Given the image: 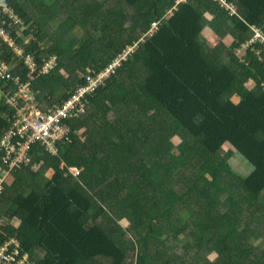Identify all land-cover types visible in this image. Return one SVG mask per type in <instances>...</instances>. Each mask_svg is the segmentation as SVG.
<instances>
[{
  "label": "trees",
  "instance_id": "16d2710c",
  "mask_svg": "<svg viewBox=\"0 0 264 264\" xmlns=\"http://www.w3.org/2000/svg\"><path fill=\"white\" fill-rule=\"evenodd\" d=\"M229 1L237 13L212 0L176 8V0H7L27 25V51L39 62L58 57L32 82L43 108L65 100L82 75L98 74L152 23L159 30L89 97L86 114L71 122V144L57 156L34 147L37 169L11 171L0 242L17 238L28 264H264V46L247 45L239 58L248 34L264 32V0ZM12 55L0 41V58L20 70ZM13 119L0 101V134ZM233 150L252 165L249 176L231 171ZM184 239L196 242L181 246Z\"/></svg>",
  "mask_w": 264,
  "mask_h": 264
},
{
  "label": "built area",
  "instance_id": "2783aa9c",
  "mask_svg": "<svg viewBox=\"0 0 264 264\" xmlns=\"http://www.w3.org/2000/svg\"><path fill=\"white\" fill-rule=\"evenodd\" d=\"M212 1L231 15L237 13L235 4L229 0ZM183 2L186 0H176L175 8ZM158 26V23H154L149 34L157 31ZM26 29L24 19L13 6L7 0H0V41L11 50L14 58L22 62L21 69L15 70L14 66L0 58V101L14 113L12 123L0 134V197L4 192V182L12 170L22 165L37 169L36 164H30L34 147L57 156L61 149L72 143L71 122L86 114L89 97L126 62L130 52V49L123 50L98 74L91 72L82 75L84 83L69 91L65 100L43 108L32 82L37 76L53 71L58 64V57L52 55L39 62L34 53L27 51L29 40L24 38L20 42ZM252 32L254 37L249 40L248 46L255 42L264 46V32L258 29ZM24 70L28 71L27 78L22 73ZM71 171L75 176L79 175L74 168ZM1 224L7 225L5 218L1 219ZM0 264H28V254L22 250L17 238L11 237L0 242Z\"/></svg>",
  "mask_w": 264,
  "mask_h": 264
},
{
  "label": "rangeland",
  "instance_id": "374dc122",
  "mask_svg": "<svg viewBox=\"0 0 264 264\" xmlns=\"http://www.w3.org/2000/svg\"><path fill=\"white\" fill-rule=\"evenodd\" d=\"M179 1V0H178ZM187 1H189V0H186V2ZM233 11L234 12H236V8L235 7H233ZM169 13H171V11L169 12ZM51 24H52V26H54L55 28H59V26H60V24H61V21L57 18V17H53L52 18V20H51ZM153 24L154 23H152L151 24V27H150V29H149V31L146 33V34H144L143 35V37L140 39V40H138V41H134L132 44H129V45H127V46H125L124 48H120L117 52H115V56H114V58L119 54V53H121L123 50H126V49H130V52H129V55H128V58L130 57V56H132L135 52H136V50H137V48H138V46H139V43L145 38V37H147V36H149V32L152 30V28H153ZM54 28V29H55ZM157 30H159V26H158V29ZM252 32V31H251ZM251 32L248 34V36H252L253 35V37H254V34H253V32H252V35H251ZM73 33L76 35V36H78L79 38H81L82 36H83V34H84V32H83V29L80 27V26H77L74 30H73ZM206 35H208V33L206 32V29H204V31H202V36L205 38V39H207L206 38ZM214 35V34H213ZM27 38H25V40H26ZM204 39V40H205ZM47 41H50L49 39H47ZM220 42H224L225 43V45L226 46H228L229 45V43H230V36H226L225 38H223V36H222V38H221V41ZM247 42V41H246ZM243 43L240 47H239V58L242 60L243 58H244V49H245V47L248 45V43ZM113 58V59H114ZM128 58H127V60H128ZM126 60V61H127ZM249 83H246V85H248ZM65 94V92H62L61 93V95H64ZM118 110L119 111H128L127 109H125V107L124 106H120L119 108H118ZM152 113H153V116H152ZM148 116L150 117V116H152L153 117V121H154V123H153V128H154V131H156L157 133H158V129H157V126H156V124L155 123H157V120H158V117H159V115H158V113H156L155 112V110H151V112L148 114ZM117 132V130L114 128V130H113V133H116ZM81 137H82V139L85 141V140H89V137H90V133H88V132H86V131H84V132H82V134H81ZM114 138L116 139V137L114 136ZM173 142L175 143V145L177 146L180 142H181V139L178 137L177 139H174L173 138ZM229 147L228 146H226L225 147V150L224 151H220L219 153H217V155L214 157V158H217L218 160H221L222 159V157H223V155H224V153L227 151V149H228ZM109 149H115V148H109ZM178 149H174L173 151H171L170 152V157L171 158H173V159H177L178 157H180V154H179V152L177 151ZM110 152H109V154H113L112 152H114L115 150H109ZM115 154H118V153H116L115 152ZM233 156H232V158L230 159V161H229V166H230V168H231V171L235 174V175H237V176H239V177H241V178H244V177H247V176H249L252 172H253V167H252V165L248 162V161H245L240 155H239V153L238 152H236V151H234L233 150ZM208 157H209V155H208V153H205V154H203L202 156H201V160H205V159H208ZM77 175V174H76ZM226 190H227V192L228 193H232V189L231 188H226ZM225 223H226V221L225 220H223ZM163 237L164 238H166V236H164L163 235ZM181 238H183V235H179V236H177V241L178 240H180ZM192 242L193 244L196 242L194 239H184L182 242H180L179 241V244L181 245V246H186L189 242ZM190 250H192V248L190 249ZM212 257H214L213 255H212ZM263 258H264V256H263Z\"/></svg>",
  "mask_w": 264,
  "mask_h": 264
},
{
  "label": "crops",
  "instance_id": "0c3cea01",
  "mask_svg": "<svg viewBox=\"0 0 264 264\" xmlns=\"http://www.w3.org/2000/svg\"><path fill=\"white\" fill-rule=\"evenodd\" d=\"M206 32L208 33V35H206V40L209 42V44L210 45H212V46H216L217 45V39L215 38V36L213 35V33L210 31V30H206ZM232 38H230V43H229V45L231 44V42H232ZM249 42V41H248ZM247 42V43H248ZM246 48V47H245Z\"/></svg>",
  "mask_w": 264,
  "mask_h": 264
},
{
  "label": "clouds",
  "instance_id": "9594fccd",
  "mask_svg": "<svg viewBox=\"0 0 264 264\" xmlns=\"http://www.w3.org/2000/svg\"><path fill=\"white\" fill-rule=\"evenodd\" d=\"M155 23H157V22H155ZM158 25H159V23H158ZM157 31H158V30H157ZM155 32H156V31H155ZM155 32H154V33H155ZM154 33H153V34H154ZM153 34H151V35L149 34V36H152ZM119 68H120V67H119ZM116 71H117V70H116ZM109 78H110V77H109Z\"/></svg>",
  "mask_w": 264,
  "mask_h": 264
}]
</instances>
